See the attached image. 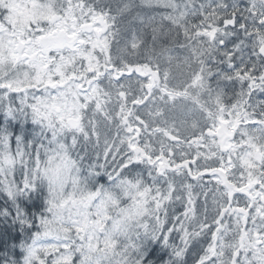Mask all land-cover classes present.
Returning a JSON list of instances; mask_svg holds the SVG:
<instances>
[{
	"label": "snow or ice",
	"instance_id": "snow-or-ice-1",
	"mask_svg": "<svg viewBox=\"0 0 264 264\" xmlns=\"http://www.w3.org/2000/svg\"><path fill=\"white\" fill-rule=\"evenodd\" d=\"M261 94L264 0H0V112L40 128L0 133L8 264H264Z\"/></svg>",
	"mask_w": 264,
	"mask_h": 264
},
{
	"label": "trees",
	"instance_id": "trees-1",
	"mask_svg": "<svg viewBox=\"0 0 264 264\" xmlns=\"http://www.w3.org/2000/svg\"><path fill=\"white\" fill-rule=\"evenodd\" d=\"M260 98H264V94H261ZM40 128L37 125L31 123L30 118L27 120L11 119L7 118L3 112H0V133L11 134L13 143H15V137H22L24 143H28L34 136L39 134ZM98 183H108L107 177L100 176L97 178ZM45 196L46 190H38L36 193H30L27 197H20L17 203L21 204L25 214L29 217L43 216L45 215ZM7 200L0 195V205H6ZM36 230V229H34ZM0 233L4 234V241L7 245L0 244V264H8L9 258H16L12 255V245H18L20 240L23 239L20 228L18 225H13L10 218L0 217ZM9 235L12 239H9ZM153 247H156L153 245ZM151 251V249H150ZM17 256L20 255V249L17 246L14 249ZM163 255V250L160 252ZM165 260L169 259L168 256L164 257Z\"/></svg>",
	"mask_w": 264,
	"mask_h": 264
},
{
	"label": "clouds",
	"instance_id": "clouds-1",
	"mask_svg": "<svg viewBox=\"0 0 264 264\" xmlns=\"http://www.w3.org/2000/svg\"><path fill=\"white\" fill-rule=\"evenodd\" d=\"M76 175L74 171L60 164L59 161H47L41 166V179L45 185H50L55 195L54 200L62 199L60 195L62 187L69 192L82 191V185L72 184V178Z\"/></svg>",
	"mask_w": 264,
	"mask_h": 264
}]
</instances>
